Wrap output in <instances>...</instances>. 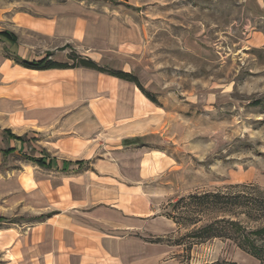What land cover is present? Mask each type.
<instances>
[{"label": "rangeland", "instance_id": "obj_1", "mask_svg": "<svg viewBox=\"0 0 264 264\" xmlns=\"http://www.w3.org/2000/svg\"><path fill=\"white\" fill-rule=\"evenodd\" d=\"M0 9L8 11L0 16L1 28L23 24L19 16L11 17L17 12L45 24L57 21L63 31L77 22L90 34L102 24H93L100 18L88 13L105 12V64L98 65L132 74L155 101L129 83L114 86L105 100V107L124 111L106 115L111 120L125 116V121L114 120L142 124L137 133L141 142L121 153L122 182L127 191L138 190L155 206L154 218L165 217L170 202L193 193L264 191V0H0ZM30 42L45 45L37 35ZM4 43L0 40L3 97L6 81L13 77L4 76ZM13 50L17 55L19 49ZM30 55L37 56V50ZM13 65L9 62L8 69ZM22 74L14 73V83ZM11 131L24 135V142L15 141L0 126V264H20L19 253H7L13 242L30 226L67 207L71 197L89 203L85 168L61 172L26 159L81 157L85 141L53 126L23 134ZM9 147L16 151L4 154ZM125 198L129 204L132 197ZM184 233L174 224L157 236L168 241ZM174 252V264H259L224 239L194 246L189 258L180 247Z\"/></svg>", "mask_w": 264, "mask_h": 264}, {"label": "crops", "instance_id": "obj_2", "mask_svg": "<svg viewBox=\"0 0 264 264\" xmlns=\"http://www.w3.org/2000/svg\"><path fill=\"white\" fill-rule=\"evenodd\" d=\"M7 12L0 9V16ZM88 14L100 18L93 24H102L99 28L94 27L93 34L77 22L70 31H63L57 21L45 24L17 12L11 17L19 16L23 24L0 27V33L7 31L17 38L12 44L0 37L7 48L4 76L13 75L6 81L4 97L0 91L1 128L7 135L23 137L22 141L14 139L17 142H24V135L14 134L13 129L23 134L26 130H48L52 126L68 132L73 139L85 141L87 150L81 157L59 160L55 156L39 155L35 158L44 159L49 166L35 165L61 172L85 168L84 178L88 181L84 190L89 202L79 204L77 198L71 197L67 207L58 209L23 232L11 249L7 248V253H19L20 264H174L175 247L145 240L168 233L174 223L162 216L154 218L155 206L138 190L127 191L122 182L125 156L121 153L141 142L137 133L142 124L115 121H125V116H116L115 120L106 116L124 114L122 108L105 107V100L111 98L114 86L129 83L138 87L92 69L31 70L12 60L13 56L40 60L51 53L53 61L66 63L69 61L67 50L72 49L97 64H105V12ZM33 35L41 37L45 45L34 47L35 44L30 42ZM65 46L70 49L61 50ZM14 47L19 49L17 55L13 52ZM35 50L38 55H30ZM11 61L14 65L8 69ZM17 72L23 74L19 83H14ZM1 77L3 75L0 80ZM8 150L16 151L9 147L2 152L10 154L6 153ZM91 178H97V181H91ZM127 195L132 197L129 204L126 203Z\"/></svg>", "mask_w": 264, "mask_h": 264}, {"label": "trees", "instance_id": "obj_3", "mask_svg": "<svg viewBox=\"0 0 264 264\" xmlns=\"http://www.w3.org/2000/svg\"><path fill=\"white\" fill-rule=\"evenodd\" d=\"M0 37L12 44L17 42L16 36L7 31L1 32ZM66 48H69V46H65L61 50ZM50 56L51 53H47L40 60H25L13 56L12 60L16 64L31 70L80 67L92 69L134 83L147 99L153 103L155 102L151 95L143 91L137 78L130 73L103 68L95 61L76 53L72 49L67 55L69 62L66 63L55 62ZM10 137L19 141L23 140V137L12 134H10ZM12 152L13 150H8L6 153ZM26 159L42 167L49 166L42 158L26 157ZM237 187L245 188V186ZM229 190L193 193L170 202V211L164 216L170 219L178 230L184 229L185 233L175 240L169 239L166 241L165 237H155L148 242L180 247L189 258L194 246L214 239L230 240L239 249L258 260L259 264H264V191L259 189ZM3 220L0 218V222ZM252 224H256V226L253 228L251 227ZM200 264L239 263L221 260Z\"/></svg>", "mask_w": 264, "mask_h": 264}]
</instances>
